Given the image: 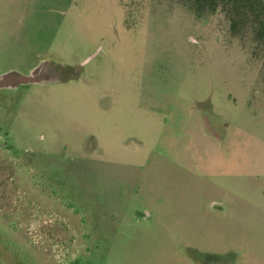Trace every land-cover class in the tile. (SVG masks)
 <instances>
[{
    "label": "rangeland",
    "instance_id": "1",
    "mask_svg": "<svg viewBox=\"0 0 264 264\" xmlns=\"http://www.w3.org/2000/svg\"><path fill=\"white\" fill-rule=\"evenodd\" d=\"M255 28L184 0H0V74L92 57L0 101L48 173L7 195L25 264H264Z\"/></svg>",
    "mask_w": 264,
    "mask_h": 264
},
{
    "label": "flooded vegetation",
    "instance_id": "2",
    "mask_svg": "<svg viewBox=\"0 0 264 264\" xmlns=\"http://www.w3.org/2000/svg\"><path fill=\"white\" fill-rule=\"evenodd\" d=\"M2 74V73H1ZM0 74V75H1ZM28 74V73H27ZM26 86L29 85H22L18 86L17 88H9V87H3L0 86V101L5 100L8 98L9 95H14L16 93H20ZM24 87V88H23ZM21 90V91H20ZM1 110L5 111L6 113H10L7 116H1ZM14 113V112H13ZM13 113L11 111H8L7 106H3L0 104V146L7 148L10 154L14 156L19 164L20 168L27 167V172L23 173H12V175L9 174L7 178V174L3 173L1 174V170L6 168V164L4 162L0 161V211L2 212L0 214V264H25L26 261L22 260L25 257H22L19 252L17 253L15 242L13 240V237L10 236L9 229L16 226V218H12L9 213H7V195L10 194V186H15V184H21L18 183V181L14 180V176L18 175L19 180H23L22 183H27L30 185L29 182L32 180L38 179L40 181V184H46L45 180H47L48 173L46 171V165H45V155H43L41 152L37 156V153L32 150V147L28 146L27 143H19V139L16 138V134H18V130L15 128V122H13ZM1 148V147H0ZM35 154V155H34ZM39 165V166H37ZM35 168H38V170H33ZM17 176V179H18ZM24 176V178H22ZM2 198H5L6 202L4 203ZM30 206H31V200L29 199ZM22 253V252H21ZM10 256H13L15 258H12Z\"/></svg>",
    "mask_w": 264,
    "mask_h": 264
},
{
    "label": "trees",
    "instance_id": "3",
    "mask_svg": "<svg viewBox=\"0 0 264 264\" xmlns=\"http://www.w3.org/2000/svg\"><path fill=\"white\" fill-rule=\"evenodd\" d=\"M197 15H210L220 10L229 15L233 32L256 25L258 42L264 41V0H184ZM81 70V68H80Z\"/></svg>",
    "mask_w": 264,
    "mask_h": 264
},
{
    "label": "water",
    "instance_id": "4",
    "mask_svg": "<svg viewBox=\"0 0 264 264\" xmlns=\"http://www.w3.org/2000/svg\"><path fill=\"white\" fill-rule=\"evenodd\" d=\"M91 59L92 57L72 67L67 65L58 67L57 65H52L48 61L42 62L28 74L10 71L0 75V86L17 88L22 85H50L58 83L64 75L68 76L71 72H77Z\"/></svg>",
    "mask_w": 264,
    "mask_h": 264
}]
</instances>
